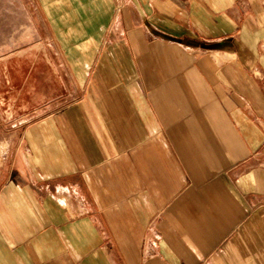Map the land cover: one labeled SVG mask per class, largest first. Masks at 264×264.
<instances>
[{
    "label": "crops",
    "instance_id": "crops-1",
    "mask_svg": "<svg viewBox=\"0 0 264 264\" xmlns=\"http://www.w3.org/2000/svg\"><path fill=\"white\" fill-rule=\"evenodd\" d=\"M0 149V264H264V0H0Z\"/></svg>",
    "mask_w": 264,
    "mask_h": 264
},
{
    "label": "rangeland",
    "instance_id": "rangeland-1",
    "mask_svg": "<svg viewBox=\"0 0 264 264\" xmlns=\"http://www.w3.org/2000/svg\"><path fill=\"white\" fill-rule=\"evenodd\" d=\"M16 2V1H15ZM0 155H1V149H0Z\"/></svg>",
    "mask_w": 264,
    "mask_h": 264
}]
</instances>
